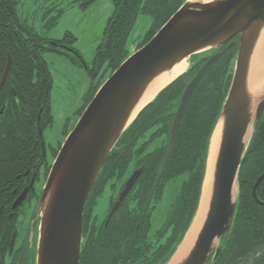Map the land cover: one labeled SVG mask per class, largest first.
<instances>
[{"label":"trees","instance_id":"trees-1","mask_svg":"<svg viewBox=\"0 0 264 264\" xmlns=\"http://www.w3.org/2000/svg\"><path fill=\"white\" fill-rule=\"evenodd\" d=\"M41 1L45 8L41 19L47 14L49 19L44 25L51 28L56 25L63 8L58 0ZM74 1L85 9L95 0ZM112 1L114 11L104 30L108 40L104 46L101 43L97 47L89 67L73 47L76 38L70 31L60 39L45 38L20 19L16 11L18 0H0V81L7 57H10V66L0 88V264L5 255L14 252H9V246L12 234L16 232L20 208L12 210V202L29 185L34 173L37 178L40 167L46 177L51 165L46 152L43 156L47 150L42 131L53 122L52 78L44 53L64 55L72 63L86 67L91 83L77 110L80 117L101 84L131 54L126 41L136 16L145 14L150 23L135 51L145 45L185 2ZM220 50L219 47L190 56L186 71L158 91L120 135L84 206L79 264H166L176 251L198 207L210 139L229 89L237 45L227 48L195 86L157 184L155 179L181 93L210 54ZM60 145L52 149L53 158ZM136 169L142 172L135 185L105 224L119 190ZM263 172L264 111L259 123L253 127L240 163L236 210L230 230L221 238L220 252L209 264H264V178L256 187V198L252 193L255 180ZM183 173L187 178L165 221L151 233L152 214L162 199L166 184ZM107 185L115 193L110 198L105 218L99 220L93 214V208Z\"/></svg>","mask_w":264,"mask_h":264},{"label":"water","instance_id":"water-1","mask_svg":"<svg viewBox=\"0 0 264 264\" xmlns=\"http://www.w3.org/2000/svg\"><path fill=\"white\" fill-rule=\"evenodd\" d=\"M263 28L264 0H185L145 45L131 53L113 71L87 104L50 165L35 207L39 219L36 264H79L85 203L111 149L146 105L133 116L151 81L178 62L194 54L217 49L230 41L226 48L237 45V53L229 89L210 139L202 183L203 188L207 180V210L193 245L179 264H209L218 255L220 240L228 234L236 210L237 195L233 197V193L235 187L238 192L240 163L253 127L259 123L264 111L263 93L256 99L254 114L250 117L247 88L250 59ZM107 40L108 34L104 37L103 46ZM226 48L209 56L181 93L155 184L159 182L173 150L182 113L195 86ZM9 66L8 56L0 88ZM250 122L252 130L246 141ZM214 136L215 141L212 142ZM141 172L136 169L127 178L106 223L118 210ZM263 178L264 172L254 182L252 193L255 198L256 187ZM33 182L32 178L29 184L32 189ZM27 192L28 187H25L17 195L11 204L12 210L22 205ZM198 207L184 238L166 264L171 262L183 243ZM15 237L16 232L11 237L10 252Z\"/></svg>","mask_w":264,"mask_h":264},{"label":"rangeland","instance_id":"rangeland-1","mask_svg":"<svg viewBox=\"0 0 264 264\" xmlns=\"http://www.w3.org/2000/svg\"><path fill=\"white\" fill-rule=\"evenodd\" d=\"M58 4L63 8V13L58 18L56 25L51 28H46L44 25L49 19L47 14L41 19L42 11L45 9L42 8L41 0H18L16 11L22 21L32 25L45 38L60 39L66 31H70L76 38L72 44L73 47L79 51L82 59L90 67L97 47L103 43L108 18L114 11L113 1L95 0L85 9H81L79 2L74 0H58ZM149 23L150 18L147 15L140 13L136 16L126 41L130 53L135 51L136 45L146 32ZM44 58L52 78L50 105L53 122L43 129L42 135L48 161L52 163L54 160L52 149H56L59 144L64 142L67 136L65 135L66 132L69 133L79 119L77 110L84 102V96L90 86L91 78L86 73V67L72 63L64 55L46 52ZM190 62L191 59L187 58V68L190 66ZM186 178L187 174L183 173L166 184L162 199L156 204L152 214L151 233L157 230L165 221L170 206ZM45 181L46 177L44 176L43 167H41L39 177L34 182V189L37 193L42 192ZM114 193L107 185L97 197L93 214L99 220L105 218L110 198ZM33 201L35 202L34 199ZM34 212L33 206L31 207L28 202L20 207L16 224L15 246H18L25 239L31 225V215ZM29 244H32L31 240L29 243L27 242L26 246H29ZM28 264H32V262L30 261Z\"/></svg>","mask_w":264,"mask_h":264},{"label":"bare ground","instance_id":"bare-ground-1","mask_svg":"<svg viewBox=\"0 0 264 264\" xmlns=\"http://www.w3.org/2000/svg\"><path fill=\"white\" fill-rule=\"evenodd\" d=\"M209 1V0H202ZM187 69V59H184L177 64H175L172 68L160 73L157 77H155L151 83L146 88L139 105L135 109L133 116L138 112L140 108H142L145 104L150 102L153 97L160 91L163 87L168 85L171 81L177 78L179 75L184 73ZM247 88L250 95V117H253L254 114V106L256 99L264 93V28L260 33L256 46L254 48L253 54L250 59L248 75H247ZM132 116V118H133ZM252 130V122H250L248 126V131L246 135V141L248 140L250 133ZM215 141V136L212 139V142ZM237 191L235 187V191L233 193V197H236ZM209 201L208 194V186L207 180H205L204 186L202 188V196L200 200V205L198 207V211L195 217V220L188 231L183 243L180 245L176 254L173 256L171 262L169 264H179V262L183 259L185 254L189 251L191 246L193 245L197 233L202 225L203 217L205 216L207 205Z\"/></svg>","mask_w":264,"mask_h":264},{"label":"flooded vegetation","instance_id":"flooded-vegetation-1","mask_svg":"<svg viewBox=\"0 0 264 264\" xmlns=\"http://www.w3.org/2000/svg\"><path fill=\"white\" fill-rule=\"evenodd\" d=\"M230 42V41H229ZM227 42L226 44L222 45L220 47V49H224L226 48V46L228 45ZM233 47V46H232ZM227 49V48H226ZM220 50V51H221ZM226 51V50H225ZM217 51H215L214 53H216ZM219 52V51H218ZM213 53V54H214ZM212 54H210L211 56ZM45 153V151H44ZM44 153H43V156H44ZM41 169V167H40ZM39 170H37L38 172V175H37V178H36V175L35 173L32 175L31 179L33 178L34 179V182L38 179L39 177ZM27 174V173H26ZM47 177V176H46ZM31 182V180H30ZM34 182H33V189L32 187H30L29 185H26L25 187H28V192L26 194V198L25 200L23 201L22 205L23 206L26 202H28L30 204V206L34 208L35 210V207H36V204L38 202V199L40 197V194L41 193H37L36 190L34 189ZM125 183V182H124ZM30 184V183H29ZM24 187V188H25ZM23 188V189H24ZM122 188V187H121ZM22 189V190H23ZM121 190V189H120ZM119 190V192H120ZM118 192V194H119ZM129 194V193H128ZM118 196V195H117ZM17 197V196H16ZM33 199L35 200V202L33 201ZM117 199V198H116ZM115 202V201H114ZM122 204V203H121ZM113 205V204H112ZM20 206V207H21ZM19 207V208H20ZM112 207V206H111ZM120 207V206H119ZM111 209V208H110ZM110 212V210H109ZM108 212V214H109ZM108 214H107V218H108ZM107 221V219H106ZM109 221V220H108ZM105 224H107L105 222ZM38 226H39V219L37 217V213H33L31 215V225H30V228L28 229L27 233H26V236H25V239L22 240V242L20 244H18V246H15L14 244V247L12 249V251H14L12 253V255H8V256H4V259H3V264H28V262H32V264H36V252H37V239H38ZM31 229V230H30ZM31 231V232H30ZM30 233H32V238H31V245L29 244V246H26L27 242L29 243L30 241ZM17 235V233H16ZM16 241V239H15ZM10 252V251H9Z\"/></svg>","mask_w":264,"mask_h":264}]
</instances>
